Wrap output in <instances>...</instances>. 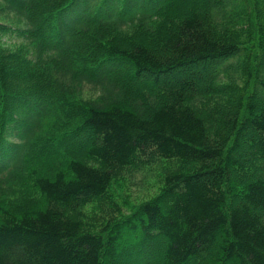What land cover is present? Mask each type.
Listing matches in <instances>:
<instances>
[{
    "label": "trees",
    "instance_id": "trees-1",
    "mask_svg": "<svg viewBox=\"0 0 264 264\" xmlns=\"http://www.w3.org/2000/svg\"><path fill=\"white\" fill-rule=\"evenodd\" d=\"M0 3V194L38 197L0 200V264H264V0ZM156 169L122 211L114 180Z\"/></svg>",
    "mask_w": 264,
    "mask_h": 264
},
{
    "label": "rangeland",
    "instance_id": "rangeland-1",
    "mask_svg": "<svg viewBox=\"0 0 264 264\" xmlns=\"http://www.w3.org/2000/svg\"><path fill=\"white\" fill-rule=\"evenodd\" d=\"M0 23L9 25L11 27H21L20 19H18L13 14H7L3 12L1 3ZM20 42V39L17 37L8 36L0 32V47L10 51H15L20 46ZM96 96L97 95L95 93L85 90L83 99L95 98ZM48 122L50 124L52 123L53 125L48 126ZM65 122H68V120L63 118V113L61 112L53 119L49 118L46 121L43 133L47 134L50 132V128L54 127L55 131L53 134L60 135L67 131ZM71 141L70 147H80L75 142L77 141L76 139H71ZM162 179L163 177L161 169H156L155 171L147 173L136 174L132 178H128L127 176L118 177L114 180L111 186V198L119 205L122 211L130 213L143 201L152 199L157 194H159L163 187ZM8 187L11 188L10 192L7 193V195L0 194V200L22 203L25 198L35 197L36 190L33 188L32 183L29 180L19 178V176L14 181H10ZM98 209L99 208L97 204L91 203L84 207L83 211L88 220H92L95 217H98Z\"/></svg>",
    "mask_w": 264,
    "mask_h": 264
}]
</instances>
